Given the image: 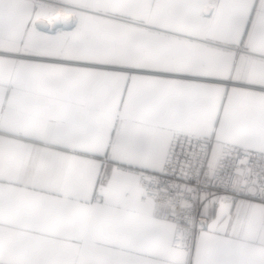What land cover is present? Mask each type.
<instances>
[{
	"label": "snow or ice",
	"instance_id": "1",
	"mask_svg": "<svg viewBox=\"0 0 264 264\" xmlns=\"http://www.w3.org/2000/svg\"><path fill=\"white\" fill-rule=\"evenodd\" d=\"M0 264H264V0H0Z\"/></svg>",
	"mask_w": 264,
	"mask_h": 264
}]
</instances>
